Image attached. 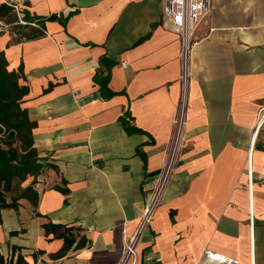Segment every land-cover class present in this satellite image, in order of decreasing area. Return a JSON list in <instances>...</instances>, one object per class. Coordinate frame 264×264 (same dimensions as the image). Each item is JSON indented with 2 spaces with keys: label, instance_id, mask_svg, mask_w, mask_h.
Wrapping results in <instances>:
<instances>
[{
  "label": "crops",
  "instance_id": "1",
  "mask_svg": "<svg viewBox=\"0 0 264 264\" xmlns=\"http://www.w3.org/2000/svg\"><path fill=\"white\" fill-rule=\"evenodd\" d=\"M162 4L23 0L22 9L61 14L65 24L45 20L44 35L9 43L10 31L1 28L7 67H23L22 105L36 121L34 145L42 161L56 166L36 176L35 206L21 197L18 208H2L5 256L15 244L31 264H118L173 150L135 264H264V149L255 146L264 145L263 121L256 129L264 103V0H211L189 52L175 149L181 44ZM102 55L114 61L109 97L100 96L93 80L104 68ZM125 110L139 130L125 129ZM46 219L80 225L89 243L52 257L63 239L45 234Z\"/></svg>",
  "mask_w": 264,
  "mask_h": 264
},
{
  "label": "trees",
  "instance_id": "2",
  "mask_svg": "<svg viewBox=\"0 0 264 264\" xmlns=\"http://www.w3.org/2000/svg\"><path fill=\"white\" fill-rule=\"evenodd\" d=\"M21 18L24 22L19 20L16 10L10 4L0 2V20L7 25L11 33L8 43L44 35L45 20H58L62 24L66 21V16L61 14L50 13L42 16L27 9H22ZM99 60L104 68L96 69L93 80L98 84L100 96L109 97L115 93L108 85L110 67L114 61L106 55H102ZM7 64L4 51L0 49V223L2 208H18L21 197L27 198L35 206L39 199L38 191L34 188L36 176L45 166L56 168L55 164L40 159L34 145L32 129L36 121L29 117L27 108L22 105L23 96L28 92L27 84L19 80L24 77L22 64L17 69H9ZM126 114L127 110L121 115L125 129L128 132L139 130L128 122ZM255 146L264 149V145L257 142ZM29 176L32 178L24 184ZM65 182L62 178V183ZM64 184L55 183L52 187L67 193L68 187ZM41 225L46 235L51 234L63 239L61 247L50 253L54 258L64 255L70 248H79L89 243V238L80 225L54 222L50 219L44 220ZM15 232L16 230L10 231L12 234ZM16 248L19 246L11 245L9 256L0 252V264H31L20 251L15 252ZM36 252L33 253L34 257Z\"/></svg>",
  "mask_w": 264,
  "mask_h": 264
},
{
  "label": "built area",
  "instance_id": "3",
  "mask_svg": "<svg viewBox=\"0 0 264 264\" xmlns=\"http://www.w3.org/2000/svg\"><path fill=\"white\" fill-rule=\"evenodd\" d=\"M22 1L23 0H4V2L10 4L16 10L20 18L19 20L21 22H24V20L21 18ZM210 3L211 0H163L162 13L164 17L169 20L171 27L179 33L181 44L180 54L182 58L180 74L182 89L180 93V100H182L183 103L179 100L178 112L175 118L176 130L173 139V149H175L177 145L182 125L184 123V111L187 104L186 85L189 76V52L193 43L194 32L199 22L209 11ZM121 65L123 67H126L127 62L125 60H122ZM263 120L264 103L259 106L257 111L256 129L260 126ZM172 160L173 150L162 167L158 183L156 184L149 198L144 204L142 214L139 218L134 232L125 240L123 253L118 264H135L137 258V242L140 238V235L147 228L152 219L154 209L160 200L161 192L171 170ZM248 186L249 188L251 186L250 179ZM206 253L220 261L226 260L230 262L232 260L231 258H227L220 253L210 250L206 251ZM155 259L159 260L160 257H156Z\"/></svg>",
  "mask_w": 264,
  "mask_h": 264
},
{
  "label": "rangeland",
  "instance_id": "4",
  "mask_svg": "<svg viewBox=\"0 0 264 264\" xmlns=\"http://www.w3.org/2000/svg\"><path fill=\"white\" fill-rule=\"evenodd\" d=\"M1 28H7V25H4V24H0V29ZM182 102V100H180ZM181 102H180V105H181ZM183 103V102H182ZM262 183L264 184V173L262 175Z\"/></svg>",
  "mask_w": 264,
  "mask_h": 264
}]
</instances>
